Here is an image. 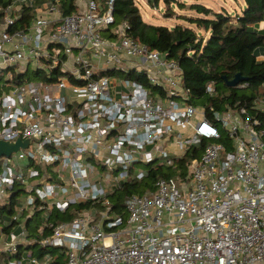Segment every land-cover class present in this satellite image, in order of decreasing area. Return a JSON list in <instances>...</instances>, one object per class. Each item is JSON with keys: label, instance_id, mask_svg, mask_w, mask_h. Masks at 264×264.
Masks as SVG:
<instances>
[{"label": "built area", "instance_id": "2783aa9c", "mask_svg": "<svg viewBox=\"0 0 264 264\" xmlns=\"http://www.w3.org/2000/svg\"><path fill=\"white\" fill-rule=\"evenodd\" d=\"M70 1L63 13L61 0H14L0 22V140H30L0 156V264H49V250L64 264H264L260 121L191 104L178 64L129 37L114 0ZM23 7L33 20L10 31ZM201 140L183 177L114 212L108 195Z\"/></svg>", "mask_w": 264, "mask_h": 264}, {"label": "trees", "instance_id": "16d2710c", "mask_svg": "<svg viewBox=\"0 0 264 264\" xmlns=\"http://www.w3.org/2000/svg\"><path fill=\"white\" fill-rule=\"evenodd\" d=\"M42 1L44 0H34L36 4ZM170 1L184 7V4H179L177 0H165L167 5ZM243 1L245 10L234 16L225 11L212 12L210 8L200 4H189L187 8L202 17H191L186 21L206 32V37L181 24L167 27L145 22L134 0H114L113 14L117 23L122 21L127 23L126 32L129 37L146 44L151 49L166 53L168 59L178 64L182 74V84L190 91L191 104L205 107L213 104L218 110L244 107L248 115L256 117L264 127V107L253 106V100L264 98V27L259 28V23L264 22V0ZM61 2L63 13H70L75 9L70 0H61ZM12 3L14 0H0V22L5 14V8ZM165 15L169 17L171 11H166ZM32 20L33 16L29 13V9L23 7L22 16L12 23L9 30L24 28ZM236 73H240L244 80L236 86H228L224 77L232 79ZM133 78L150 88L149 84L140 77L133 76ZM208 83L214 84L213 96H208L204 92ZM157 92L161 93V91ZM204 144L205 141L201 140L198 146L191 147L185 155L175 158L169 165L155 162L146 164V176L141 179L131 178L123 183L118 191L108 195L107 198L114 212L123 218V201L133 193H142L151 189L157 178L169 179L177 175L183 177L187 164L199 158ZM91 204L92 201L71 204L53 221L70 220L77 212L88 208ZM49 251L52 254L49 264H64L62 253ZM42 253L41 249L36 250V256L41 257Z\"/></svg>", "mask_w": 264, "mask_h": 264}, {"label": "rangeland", "instance_id": "374dc122", "mask_svg": "<svg viewBox=\"0 0 264 264\" xmlns=\"http://www.w3.org/2000/svg\"><path fill=\"white\" fill-rule=\"evenodd\" d=\"M142 19L153 25H164L167 27H172L176 24H181L182 26H187L192 28L195 32L202 36H207V33L202 29L196 28L186 21L187 18L202 17L196 12L187 8L189 4H200L207 8H210L212 12L225 11L231 16L241 14L245 10V3L243 0H177L179 4L183 3L184 7L176 5V2L170 1L169 4L165 0H134ZM169 9H168V8ZM171 11V15L166 17L165 12ZM264 27V24L259 23V28ZM260 59V57H258ZM135 167L143 168L142 165L136 164ZM10 216L6 215V219ZM37 219H34L31 224H33ZM14 232L18 229L13 228Z\"/></svg>", "mask_w": 264, "mask_h": 264}, {"label": "water", "instance_id": "95a60500", "mask_svg": "<svg viewBox=\"0 0 264 264\" xmlns=\"http://www.w3.org/2000/svg\"><path fill=\"white\" fill-rule=\"evenodd\" d=\"M224 80L228 86H236L238 83L244 80V77L240 73H236L232 79H226L224 77ZM29 142V139H17L14 141L0 140V156H8L12 152L17 151L19 148H25Z\"/></svg>", "mask_w": 264, "mask_h": 264}]
</instances>
